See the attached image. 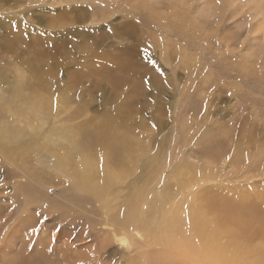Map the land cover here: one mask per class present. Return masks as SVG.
<instances>
[{"label":"rangeland","instance_id":"rangeland-1","mask_svg":"<svg viewBox=\"0 0 264 264\" xmlns=\"http://www.w3.org/2000/svg\"><path fill=\"white\" fill-rule=\"evenodd\" d=\"M261 1L0 0V122L8 121L26 130L18 146L0 143V206L5 208L3 217L7 219L0 220L5 223V235L3 231L0 234L6 241L5 264H41L36 260L37 253L49 257L42 264H128L121 254L125 250L113 240L106 248L100 246L103 239L110 240L111 228L105 225L104 215L109 221L120 217L125 200L133 199L146 181L153 187V175L165 169L169 156L173 161L178 154L184 153L185 159L169 162L171 167H182L188 160L196 169L205 163L216 164L221 154L230 157L224 165H231L237 162L235 149L241 148L237 153L242 156L250 150V156H240L243 160L232 169L235 173L230 182L224 177L200 187L207 191L199 193L197 205L207 207L215 202L216 221L223 219L222 209L233 206L231 203L264 210ZM156 18L161 22L180 18L185 30L170 36L159 32L153 25ZM186 47L189 50L185 51ZM166 48L169 55L164 60ZM240 64L246 66L244 80L239 75ZM217 90L224 95L221 100L214 98L219 102L218 110L210 96ZM35 97L45 98L54 106L48 119L40 121L33 113L30 117L24 114L37 105ZM207 104L209 109L204 110ZM6 105L10 106L7 110ZM209 110L213 111L210 118ZM203 116L210 120L207 125H212L207 132L200 130L206 126ZM189 117L191 131L186 130L195 138L186 144L191 136L183 141L179 130L184 118ZM97 130L118 136L112 142L114 151L104 146V140L100 142L103 154L97 157L99 168L103 169V164L111 172L126 176L111 190L110 198L116 197L111 208H99L90 195L86 211H82L67 199L70 192L66 185L59 184L62 176L45 163L46 156L41 155L37 161L27 148L46 155L56 153L61 158L69 143L72 155L77 154L75 158L85 155L96 160L94 152L101 150L87 141V134L93 136ZM3 145L6 151H2ZM144 150L145 154L139 155ZM18 153L25 161L24 168H34L32 171L43 178L42 186L31 179L29 170H24V175L19 169ZM126 160L132 164H125ZM143 160L147 161L145 166ZM67 168L79 171L81 166L74 163ZM168 168L161 184L166 192L175 190L184 180ZM47 178L51 180L48 185ZM26 185L42 188L53 203L32 198L26 210L20 202ZM23 208L26 211L20 213ZM248 214L239 220L248 221L247 231L255 232L262 215ZM90 217L95 221L91 223ZM232 219L238 220V216ZM251 243L264 244V240Z\"/></svg>","mask_w":264,"mask_h":264},{"label":"bare ground","instance_id":"bare-ground-1","mask_svg":"<svg viewBox=\"0 0 264 264\" xmlns=\"http://www.w3.org/2000/svg\"><path fill=\"white\" fill-rule=\"evenodd\" d=\"M262 3H264V0L261 1V6H263ZM154 20L155 22L153 25L157 26V30L159 32H166L167 34H169V36L170 34L174 35L177 32H180L181 29L185 30L183 24H181L180 18L177 21L174 19L173 22H168L167 19H164L161 22L160 20H158V18ZM181 34L183 33L181 32ZM158 41H162V39H159ZM187 45L189 46L191 44H185V46ZM187 49L189 50V47H186V49L184 50L186 51ZM164 52L167 54L163 57L165 60L169 55L168 48H166ZM192 67H194V65L191 66V68ZM240 67L241 72H239V75L241 77L244 75V78L247 77V73L243 72L244 70H246V66L244 64H240ZM243 77L242 79L244 80ZM208 93H210V91ZM210 96L212 98L211 102L216 101L214 99L215 96L217 98H220L219 100H221V98H224V95L222 93H218V90L216 93H212ZM34 99L37 105L34 107L32 106V109L27 110L28 112L26 111L27 113L24 114L27 117H30L29 115L33 113L38 117V119H40V121H43L46 118L48 119V117H50V115L54 113L52 112L54 110V106L52 107V103L45 98H43L42 100V98L40 97H35ZM218 103L219 102L216 101V110H218ZM44 106L48 108H45ZM208 106L209 105L207 104V107L203 109H209ZM22 107L24 108V106ZM9 108L10 106H7V108L4 109L7 110ZM15 110L16 109L12 108L13 114L16 115L17 113L15 112ZM17 110L20 111L19 108ZM206 112L209 115V118L213 115L212 110ZM185 119L186 118H184L183 121L184 125L179 130V136L182 137L183 141H185L187 137L191 136L190 133H187L188 130H186V128L190 129L189 131H191V126L188 123L191 124L190 120L192 119L190 117L189 119ZM208 121L210 120L203 116V125L206 126H203L200 130L207 132L212 127V125H207ZM25 131L26 130H23L22 127L17 126V124H9L8 121H2L0 122V143H15V146H18L21 139L25 136ZM247 136L249 139L253 138L252 134H248ZM91 137L93 140L89 139ZM193 137L195 138V135L191 136V139H187L186 144L190 143ZM87 139V141L93 144L94 147L98 146V148L101 150V152H94L96 154V160L85 155H83V157L77 156L75 158L74 156H76L77 154H73L74 156L72 155V150L68 145L69 143H67V149L65 150V152H62L63 156L61 158H58L56 153H48L46 155L45 152L39 151L38 149H33L32 147H29L27 149H29V154H32L33 157L37 159V161H40L41 155L46 156L45 163H49L50 167L55 169L54 172L60 177L62 176V178H60V181L58 182L60 185H66V191L70 192L69 197L67 195V199H69V202H71L73 206L75 205L76 207L80 208V210L83 209L86 211V204H89L87 198L88 196L92 195L95 197L96 203H99V208L102 205H104V207L111 208L113 205V201L116 200V197L112 199L110 198L111 190L114 189V186L116 184H121L126 174L124 176L123 174L111 172L109 168L103 166V164H101V168L103 169H100L97 157L100 158L103 154V149L100 147V142L104 140V146H106L108 150L112 149L114 151L116 150V145L112 144V142L114 141V139H118V136L111 134L104 135L100 130H97V132L94 131L93 136L87 134ZM121 139L123 138H120V140ZM122 144L126 146V144ZM186 144L183 145L185 146ZM1 149L2 151H6L7 148L3 145ZM194 150V148L191 149V151ZM235 150L237 154V162L235 161L231 165H224L226 162H228L230 157H223V155L221 154L219 155L220 160L216 164L213 163L211 166V163H208V165H205V163L204 165L202 164L203 166H197L196 169L192 167V164H190L188 160H185V164L182 167H180L179 165L171 167L172 164L169 162H180L181 158L185 159L184 153L183 155L178 154L173 161L169 160L171 159L169 156V159H166V162L164 163L166 165H163V168L165 169L153 175V187H151L148 181H146L142 185V187L139 188L136 193H134L133 199H126V203L123 205L120 217H113L111 221H109L107 214L104 215V218H106L105 225L111 228L110 240L109 238L103 239L102 243H100V246H102V248H106L108 244H110V241L113 240L117 243V246L119 248L125 250V252H121V254H123L124 257L122 258H124L125 261H129L128 264H132V262L135 264H264V244L251 243L256 239L264 240L262 239V237H264L263 209V211H255V208H248L247 205L246 207L242 203H231L233 204V206L230 207L227 205L222 209L223 219H221L220 221H216L214 205L215 202L211 201L212 206L207 207L204 206V204L197 205V198L200 196L199 193L207 191H202L203 189H200V187H203L204 184L209 182H217L219 180H222L224 177L228 182L231 181L230 178L235 173L232 169L238 166L239 161L241 162L243 160L240 158L242 154L237 153L238 150H241V148H237ZM12 152L13 151H10L9 153L11 154ZM74 152L76 153L77 151ZM111 153L112 152H109V154ZM190 153L192 154L193 152ZM18 154L20 156L19 162L17 163L19 169L23 172L24 175L27 173L24 170H29L28 174L31 179L33 178L32 180L34 182L37 180L42 186L43 178L36 175L34 173L36 172L35 170L32 171L34 168L32 170H30L28 167L24 168L25 161L23 160L22 154ZM144 154L145 150L140 151L139 153V155L141 156H143ZM244 154L245 156L242 157L246 158V155H251V151L246 150ZM187 156L190 157L189 153ZM143 161V165L145 166L147 164V161ZM202 161H205V159ZM208 161L210 162L209 158L207 159V162ZM74 163H78L81 166V169L79 171L78 168L75 171L68 170L67 167L74 165ZM124 163L132 164L131 160H126L124 161ZM76 165L77 164H75V166ZM167 166H169L168 170L170 171V173H172V175L175 174L174 176H177L180 174L184 178V180L178 183L179 186H176L175 190L166 192L165 186L161 184L163 183L167 174ZM253 176H255V174ZM63 178L65 179L63 180ZM45 181L48 185L51 180L48 179L47 181L45 179ZM51 184L55 186L54 183ZM26 186L27 187H24V191L21 190V194L22 196H24V199L21 198L23 202L20 201L21 203L26 205V210L27 206L33 203L32 198H36L35 201L40 200L43 203H53V199L48 197L46 192L43 191L42 188L37 189L32 185ZM19 194H17L16 196H18ZM205 194L204 196H206ZM19 197H21V195L18 196V198ZM19 200L17 199V201ZM24 210L25 208H23L20 213H22ZM67 210L69 209H66V211ZM5 211V208L1 205L0 220L6 219L5 217H3ZM244 213H249L248 215H253L254 217L255 215H259L261 213L260 215H262L263 219L258 230H256L255 232L247 231L246 223L248 221L239 220L240 217H243ZM235 216H238V220L232 219ZM228 218H230L229 221ZM90 219L91 223L95 221L93 217H90ZM225 219L228 222L223 221ZM256 221L257 220H255V222ZM6 223L8 222L6 221ZM25 223L27 222H24V224ZM4 225L5 223H0V234L4 229ZM127 225H130L129 229L126 227ZM23 227L25 228V226ZM3 232L5 235V230ZM4 235L0 236V262L2 264L7 263L4 256V254H6V241L5 238H1L4 237ZM48 248H52V246L49 245ZM20 253L22 254V252ZM63 253H66V251ZM36 256H38L36 258L37 262L41 264L49 260V257H47L46 254L37 253ZM64 257L62 258L64 259Z\"/></svg>","mask_w":264,"mask_h":264}]
</instances>
